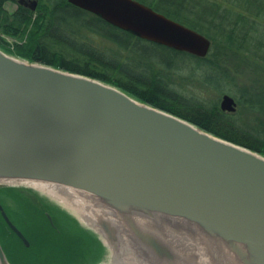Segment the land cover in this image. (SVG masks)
Returning <instances> with one entry per match:
<instances>
[{"label":"water","instance_id":"obj_1","mask_svg":"<svg viewBox=\"0 0 264 264\" xmlns=\"http://www.w3.org/2000/svg\"><path fill=\"white\" fill-rule=\"evenodd\" d=\"M67 1L178 51L204 57L211 47L199 31L139 0ZM16 2L37 6V0ZM221 106L234 110L235 101L225 94ZM3 179L52 181L88 192L119 212L166 264H176L177 256L132 217L153 223L178 218L232 251L239 264H264L263 155L98 78L0 50ZM0 211L24 238L1 204ZM98 223L117 249L113 225ZM0 264H9L1 246Z\"/></svg>","mask_w":264,"mask_h":264},{"label":"trees","instance_id":"obj_2","mask_svg":"<svg viewBox=\"0 0 264 264\" xmlns=\"http://www.w3.org/2000/svg\"><path fill=\"white\" fill-rule=\"evenodd\" d=\"M5 1L0 0V32L23 40L14 44L15 54L103 80L264 156V122L253 120L254 126L245 129L214 104L220 94L228 92L246 106L247 113L258 111L264 116L262 87L236 93L225 81L235 78L224 67L233 66L236 72L248 67L256 72L255 63H264V0H139L208 37L211 47L204 57L139 38L67 0H45L34 11L18 5L12 13L3 7ZM91 36L105 39L109 47L93 49L88 42ZM147 45L172 51L175 57L188 55L193 67L189 73L196 75L194 80L205 97L169 86L168 71L181 69L173 61L151 80L135 73L134 66L142 64ZM135 56L139 60H134ZM231 85L237 87L236 82Z\"/></svg>","mask_w":264,"mask_h":264},{"label":"rangeland","instance_id":"obj_3","mask_svg":"<svg viewBox=\"0 0 264 264\" xmlns=\"http://www.w3.org/2000/svg\"><path fill=\"white\" fill-rule=\"evenodd\" d=\"M44 1L45 0H37V5L40 3L42 4ZM18 5L21 4H18L16 0H6L3 3V7L9 13L14 12ZM90 38L91 40L88 41L90 46H92L93 49L97 51H103L109 47V44L105 39H102L98 36H91ZM20 41L23 40H19L17 37H11L10 35H5L0 32V50L20 60L33 62L29 58L15 54L14 51L16 50V46H14V44L21 43ZM144 47L145 55L141 58L142 64L137 65V67L134 66L136 68V70H134L135 73L139 72L146 79L151 80L154 79V74H156L158 71L164 73L167 67L166 64L173 61V63L177 65V68H179L180 64L181 69L169 70L168 74L166 73L169 75V78H171L169 79L171 82L168 83L169 86L180 90V92L186 93L187 95L198 96L200 98L203 96L205 97L206 94H203L202 91H200L198 88V83L194 80L196 75H191V73H189L191 70H193V67L191 66V58L188 55L175 57V54L172 51H165L161 48H154L149 45ZM134 60H139V57L135 56ZM255 64L258 66V68H255L256 72H254L253 68L249 69L248 67H244L241 69V71L236 72L233 66L228 64L224 65L225 69L229 71L230 75L234 76L235 78L234 80H225L226 83L231 86L236 93L237 91L249 93L255 92L261 87V90L264 92V63L260 61V63L256 62ZM161 80L164 82L166 79L161 78ZM165 82H167V80ZM233 82H236L237 87L234 88L231 85ZM226 94L231 96L233 99L235 98L234 101L237 100L234 95L230 93ZM212 95L215 96L214 93H212ZM137 100L140 99L137 98ZM262 101L264 102V99ZM230 116L232 119H236L237 122L242 124V127L245 129H251L254 126V121L256 123H260V121L264 122L263 114L258 111H253L252 114L247 113L246 106L239 101L236 113L231 114ZM21 193H34L41 202L48 204L43 205V207L57 206L53 201L51 204L50 200L45 195L40 194L29 187L22 188L15 185L2 186L0 184V204L4 211L7 209L10 213V216L15 219L16 222L22 221V216H27L28 226H26V231L32 235L34 233L33 230L36 228L39 229L40 227V230L44 235H42L41 239L37 236H34V238L36 237L34 241L35 246L37 245L40 250H37V246H34L33 250L23 248H21V250L18 248L19 243L17 238L11 234V228L7 227V223L0 214V238L3 240L4 245H6V250L9 253V264H108L114 259L112 254L110 255V245L103 249L102 242L99 240V238L96 240V235L98 233L87 226H83V224H81L77 218L75 221L64 220L66 225H63L61 228L63 233L58 234L53 233L54 231H50L51 229L49 230V228L45 226V222L42 225L40 222L35 221V219L37 220V218H39V215H37L38 211H36L35 208L41 205H35L31 202H28L27 200L23 199L22 196H20ZM7 230L10 234H7ZM81 230L83 232V236L79 237L81 235ZM101 237L104 238L102 234ZM119 246L120 248L119 250H116V254H119L121 257L122 250H125L124 242L123 245L120 244ZM41 251L47 252L44 253L46 257L41 256ZM77 259H80V262H76ZM119 261L120 260H118L116 264H121Z\"/></svg>","mask_w":264,"mask_h":264},{"label":"bare ground","instance_id":"obj_4","mask_svg":"<svg viewBox=\"0 0 264 264\" xmlns=\"http://www.w3.org/2000/svg\"><path fill=\"white\" fill-rule=\"evenodd\" d=\"M0 184L29 187L49 197L59 208L76 217L83 226L95 230L104 249L109 246V242L98 222L107 221L113 225L119 242L117 249L109 246L110 255L114 259L108 264H116L118 260L121 264H166L156 259L149 248L128 230L126 220L119 212L86 191L58 182L33 179H3ZM132 218L140 228L154 235L177 256L176 264H239L232 251L211 243L208 238L191 230L178 218L171 220L161 217L156 219V223L140 217ZM123 242L125 250H122L120 257L116 250H119V245H123ZM217 248L220 251L216 250L215 255L213 250Z\"/></svg>","mask_w":264,"mask_h":264},{"label":"flooded vegetation","instance_id":"obj_5","mask_svg":"<svg viewBox=\"0 0 264 264\" xmlns=\"http://www.w3.org/2000/svg\"><path fill=\"white\" fill-rule=\"evenodd\" d=\"M226 93H228V92H223L222 94H220L217 97L216 103H214V104L216 105V109L219 112H222L223 114L228 116V115L236 113L238 101L235 100L236 101V109L235 110L223 109L222 106H221V98ZM210 103H211V105L213 104V102H210ZM212 106H214V105H212ZM20 196H22L23 199L27 200L28 202H31L32 204H35V205H39L40 204L41 205V206L35 208L36 211H38L37 215H39V218H37V220L35 219V221L40 222L42 225L45 222V226L48 227L49 230L51 229L50 231H52V232L54 231L53 233H55V234L63 233L61 228L63 227V225L64 226L66 225L64 220H72V221L77 220L76 217L72 216L71 214H68L66 211L62 210L58 206H56V207H43V205H48V204L45 203V202L44 203L41 202L40 199H38L37 195H35L34 193H21ZM47 198L50 200V202L52 204L53 203L52 200L49 197H47ZM6 210L7 209H5V212H6L7 216L9 217V219L19 229V231L22 233V235L25 238V240H24L23 237H21L18 233H16L14 230H12V228L7 224L8 225L7 227L11 228V234L13 236H15L17 238V240H18V243H19V247L18 248H20V249L21 248H23V249H32L33 250V248L35 246V242L34 241H35V238H36V237L34 238V236H37L38 238L41 239L42 235H43L42 231L40 230V227H39V229L38 228L34 229L33 230L34 233L31 235L30 233H28L26 231V226H28V224H27V216H22L21 217L22 221H17L16 222V220L13 219L10 216L9 211L7 210L8 211L7 212ZM0 214H1V211H0ZM1 216H2V214H1ZM3 219H4V217H3ZM4 221H5V219H4ZM81 232H82V230L80 231L81 235L79 237L83 236V232L82 233ZM7 234H10L8 230H7ZM0 246H1L2 250H3V252H4L6 260L8 261L10 256H9V253L7 252V250H6V245H4V242H3V240L1 238H0ZM36 248H37V250H40L38 246ZM41 252H42L41 256H45L46 257V255L44 253H47V252L46 251L45 252L41 251ZM78 257H80V256H78ZM76 262H80V259H77Z\"/></svg>","mask_w":264,"mask_h":264},{"label":"crops","instance_id":"obj_6","mask_svg":"<svg viewBox=\"0 0 264 264\" xmlns=\"http://www.w3.org/2000/svg\"><path fill=\"white\" fill-rule=\"evenodd\" d=\"M96 240H98V237H97V239Z\"/></svg>","mask_w":264,"mask_h":264}]
</instances>
